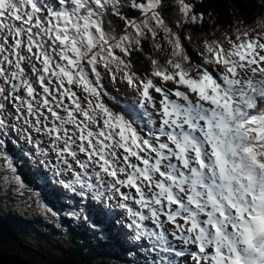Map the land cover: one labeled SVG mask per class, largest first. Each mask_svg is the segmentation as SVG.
I'll return each instance as SVG.
<instances>
[{
  "label": "snow or ice",
  "instance_id": "snow-or-ice-1",
  "mask_svg": "<svg viewBox=\"0 0 264 264\" xmlns=\"http://www.w3.org/2000/svg\"><path fill=\"white\" fill-rule=\"evenodd\" d=\"M206 17L193 0H0L3 189L38 195L19 144L135 264H264V13L210 34Z\"/></svg>",
  "mask_w": 264,
  "mask_h": 264
},
{
  "label": "trees",
  "instance_id": "trees-1",
  "mask_svg": "<svg viewBox=\"0 0 264 264\" xmlns=\"http://www.w3.org/2000/svg\"><path fill=\"white\" fill-rule=\"evenodd\" d=\"M193 2L196 4L197 11L212 13L215 25H213L207 19V17L205 18L203 24L204 29L209 30V34L211 32V29L216 25H218L221 30L229 28L230 26H235L238 19L242 20L245 24L251 25L261 13H264V0H193ZM165 12L171 13L172 9L166 8ZM130 15H135V13H130ZM195 31H200L199 26L196 27ZM217 35H219V33H217ZM190 49L198 54V50L196 51V42L192 43L189 46V50ZM140 61H143L145 68H150V62L144 61L143 57H140L136 62L139 64ZM7 148L10 151L14 149L11 144H8ZM23 169V164H20L17 171L18 174L23 178V182L28 186V188L30 190L31 188L33 189V184H35V186L39 189L42 188L39 184V180L36 179L34 174ZM1 191L2 193H4L5 190L1 188ZM8 195L20 209H25L20 205V201L14 198L13 193L9 191ZM40 196L43 199V196ZM52 200L53 203H51L50 207H52L57 212V223L54 226L55 230H53V232L56 234L62 232L63 234H66V236H69V238L66 237V246L62 247V250H66L65 252L62 251L59 255H54L50 250L46 252V248L39 249L38 247H29L24 238H26L28 233L31 234L30 224L32 223L31 221L27 223V221L24 219L26 215H24L22 212L20 213L16 208H9L5 211L0 209V246L11 251H20L24 256L28 258V260L32 264H109L110 258L104 255L105 251L102 247L95 245L93 251L87 249L88 253H86L83 251V243L79 242V240H81L80 238H83V240L86 238L85 241H87V243H89L88 240L93 242L96 239L93 228L90 226L91 222L85 224V222L77 220L74 217L67 216V204L63 206L56 199L52 198ZM59 204L63 207H58L57 205ZM50 217L51 215L49 214V218ZM72 219L74 220V222H79L80 224L83 223L87 225L91 229L93 236L87 235V230L84 225L81 228L84 231H78L79 229H75L79 228V226H77L76 224L74 225V227H69L67 221ZM64 230H66V232ZM48 231L49 230L47 229L45 234H40V236L37 238V241L47 243V245L50 246L54 241L55 245L53 248H58V243L55 242V240L57 239H54V237L52 238V232L48 233ZM98 252H101L104 260L97 259L95 253ZM112 264H115V262H113Z\"/></svg>",
  "mask_w": 264,
  "mask_h": 264
},
{
  "label": "bare ground",
  "instance_id": "bare-ground-1",
  "mask_svg": "<svg viewBox=\"0 0 264 264\" xmlns=\"http://www.w3.org/2000/svg\"><path fill=\"white\" fill-rule=\"evenodd\" d=\"M118 98H120V97H118ZM34 192V191H33ZM35 193V192H34ZM40 196H34V198L33 199H35V201H33L34 202V204H37V206H39V207H42L43 208V206L44 205H47L48 207H50V205L46 202V201H44L43 199H40L39 198ZM3 204L2 203H0V209L1 210H4V209H2L1 208V206H2ZM58 207H63V206H61L60 204L59 205H57ZM7 209H9V208H5V210H7ZM4 210V211H5ZM43 211V210H42ZM55 211V210H54ZM42 214H45V219L43 218V215H40V214H37V216H38V218L37 217H35V216H32L31 218H30V221H31V223H32V225H31V227H32V230H30L31 231V233L32 234H34V231L35 232H38V233H42V234H45L44 232H45V230H49V232L51 233V231H50V229H49V227H54L55 225H56V223H57V221H56V219H57V216H55V217H53V216H51L50 218H49V214H47V213H45V211H43V213ZM40 215V216H39ZM58 217H60V216H58ZM39 222H40V226L38 225L39 224ZM52 235L53 236H55L54 237V239L56 238L57 239V237L59 238V240H56V242H58V241H60V238L61 237H64L65 236V234H56V233H54V232H52ZM40 236V235H39ZM38 236V237H39ZM81 240H79V242L80 243H83V244H85V245H87V246H90L89 245V243H87V241H85L86 240V238L83 240V238H80ZM89 241V240H88ZM53 243V242H52ZM76 243V242H75ZM39 249L40 248H48L47 247V243H43V242H40L39 241ZM0 248L1 249H3V250H5V251H8V252H10V253H15V251H11V250H8V249H6V248H4V247H2V246H0ZM48 250V249H47ZM66 250H63V252H65ZM91 251V250H90ZM67 253H70V252H67ZM88 253V252H87ZM99 253V252H98ZM77 255V254H76ZM79 255V254H78ZM71 257V256H70ZM76 257V256H75ZM80 257V256H79ZM88 257V256H87ZM121 257V253H119L118 254V258H120ZM81 258V257H80ZM93 259V258H92ZM91 259V260H92ZM45 261V260H44ZM89 261V260H88ZM90 262V261H89ZM96 264V263H95Z\"/></svg>",
  "mask_w": 264,
  "mask_h": 264
},
{
  "label": "rangeland",
  "instance_id": "rangeland-1",
  "mask_svg": "<svg viewBox=\"0 0 264 264\" xmlns=\"http://www.w3.org/2000/svg\"><path fill=\"white\" fill-rule=\"evenodd\" d=\"M24 164V166H25V163H23ZM22 178V177H21ZM22 180H23V178H22ZM34 196H37V195H33V196H31V198H32V200L33 201H35V199H33L34 198ZM25 201L26 200H29V197H25V199H24ZM32 201V202H33ZM32 202H31V206H32ZM3 205L1 206V208L2 209H4L5 210V208H16V209H18L19 210V207L17 206V205H15L14 206V204L12 205V203L11 202H9L8 200H2V202H1ZM21 205V204H20ZM37 209V210H36ZM36 209H34L33 207H26L25 209H23V211H22V213L24 214V215H26L25 216V220L27 221V223H29V221H30V218L32 217V216H35V217H37L38 218V216H37V214L39 213V211L38 210H40L41 211V213H43V208L42 207H39V206H37L36 207ZM43 210V211H42ZM41 215V214H40ZM39 215V216H40ZM31 225L32 224H30V230H32V227H31ZM39 226H40V222H39V224H38ZM49 229H50V231L51 232H53V230H55L54 229V227L52 226V227H49ZM64 229V228H63ZM47 230H45V232H46ZM65 231V230H64ZM44 232V233H45ZM43 233V232H42ZM48 233H50L49 231H48ZM53 237H55V236H52V238ZM66 237H68L69 238V236H64V237H61L60 238V241H58V242H56V240H55V242L56 243H58V248H53L54 247V241H53V243L51 244V246L50 245H47V247L48 248H46V249H48V250H50L51 251V253L52 254H54V255H59L63 250H62V247H65L66 246ZM56 239V238H55ZM57 240H59V238L57 237ZM34 243V245L36 244V242L35 241H33ZM45 244V243H44ZM46 245V244H45ZM37 247L39 248V244L37 245ZM91 248V246H85L84 248H83V251L84 252H86L87 251V249H90ZM60 249V250H59ZM48 250H46V252H48ZM115 255L116 254H113V255H111V256H109L110 257V259L109 260H113L114 262H115V264H118L117 263V261H116V259H115ZM120 259L121 260H123V258L122 257H120Z\"/></svg>",
  "mask_w": 264,
  "mask_h": 264
},
{
  "label": "water",
  "instance_id": "water-1",
  "mask_svg": "<svg viewBox=\"0 0 264 264\" xmlns=\"http://www.w3.org/2000/svg\"><path fill=\"white\" fill-rule=\"evenodd\" d=\"M0 264H30L18 253H10L0 248Z\"/></svg>",
  "mask_w": 264,
  "mask_h": 264
}]
</instances>
